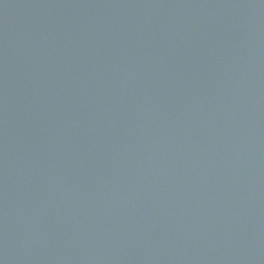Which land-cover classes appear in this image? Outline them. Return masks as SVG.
I'll return each mask as SVG.
<instances>
[{"label": "water", "instance_id": "1", "mask_svg": "<svg viewBox=\"0 0 264 264\" xmlns=\"http://www.w3.org/2000/svg\"><path fill=\"white\" fill-rule=\"evenodd\" d=\"M0 264H264V0H0Z\"/></svg>", "mask_w": 264, "mask_h": 264}]
</instances>
